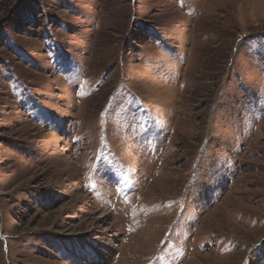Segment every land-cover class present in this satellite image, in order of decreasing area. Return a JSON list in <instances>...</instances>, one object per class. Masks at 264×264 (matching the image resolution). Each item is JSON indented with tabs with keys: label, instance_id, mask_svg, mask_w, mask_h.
Returning a JSON list of instances; mask_svg holds the SVG:
<instances>
[{
	"label": "rangeland",
	"instance_id": "obj_1",
	"mask_svg": "<svg viewBox=\"0 0 264 264\" xmlns=\"http://www.w3.org/2000/svg\"><path fill=\"white\" fill-rule=\"evenodd\" d=\"M0 264H264V0H0Z\"/></svg>",
	"mask_w": 264,
	"mask_h": 264
}]
</instances>
